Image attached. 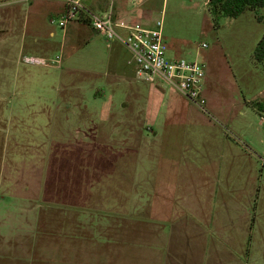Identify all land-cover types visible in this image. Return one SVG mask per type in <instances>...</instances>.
I'll return each mask as SVG.
<instances>
[{
    "label": "rangeland",
    "instance_id": "rangeland-1",
    "mask_svg": "<svg viewBox=\"0 0 264 264\" xmlns=\"http://www.w3.org/2000/svg\"><path fill=\"white\" fill-rule=\"evenodd\" d=\"M207 1L153 0L150 19L163 18L169 58L205 64L204 112L140 79L127 46L81 16L61 27L64 1L0 0V151L19 131L27 168L43 150L42 166L88 174L86 191L123 186L116 199L144 207L135 221L178 218L171 264H264V114L250 103L264 97V24L246 10L216 26ZM148 231L138 224L140 247Z\"/></svg>",
    "mask_w": 264,
    "mask_h": 264
},
{
    "label": "crops",
    "instance_id": "crops-1",
    "mask_svg": "<svg viewBox=\"0 0 264 264\" xmlns=\"http://www.w3.org/2000/svg\"><path fill=\"white\" fill-rule=\"evenodd\" d=\"M152 2L87 0L86 5L93 13L108 11L112 5L116 20L144 21L151 27ZM21 138L19 131L14 132L12 139H4L0 151V264H171L170 242L186 229L178 218L166 226L165 214L160 212L156 217L164 226L135 221L144 207L130 198L123 203L119 194L116 199V191L123 186L115 183L110 191L112 187L104 185V193L86 191L84 176L88 174L73 168L57 173L50 158L42 166L43 150L34 151L30 160L37 163L27 168ZM107 191L114 201L108 200ZM138 224L149 228L144 232L145 247L135 238Z\"/></svg>",
    "mask_w": 264,
    "mask_h": 264
},
{
    "label": "built area",
    "instance_id": "built-area-1",
    "mask_svg": "<svg viewBox=\"0 0 264 264\" xmlns=\"http://www.w3.org/2000/svg\"><path fill=\"white\" fill-rule=\"evenodd\" d=\"M87 0H64L66 12L59 24L65 28L68 21L80 16L87 9ZM91 26L105 39L117 40L126 45L136 65L137 76L147 83H159L171 86L180 91L188 100L202 111H206L204 85L206 66L200 60L186 58H169V46L163 33V18L149 27L140 23H129L126 20L113 18L112 5L102 13L90 12ZM207 47V44H202ZM40 62L46 64L44 61ZM61 59L57 57L56 63Z\"/></svg>",
    "mask_w": 264,
    "mask_h": 264
},
{
    "label": "trees",
    "instance_id": "trees-1",
    "mask_svg": "<svg viewBox=\"0 0 264 264\" xmlns=\"http://www.w3.org/2000/svg\"><path fill=\"white\" fill-rule=\"evenodd\" d=\"M207 6L216 26H219L220 21L224 18H239L246 10H253L256 20L264 24V13H261L264 10V0H208ZM91 11L90 8H87L85 11L80 12L81 21L90 26ZM253 56L256 63L261 66L264 72V35L257 44ZM250 103L259 113L264 114V97L259 100H253Z\"/></svg>",
    "mask_w": 264,
    "mask_h": 264
}]
</instances>
